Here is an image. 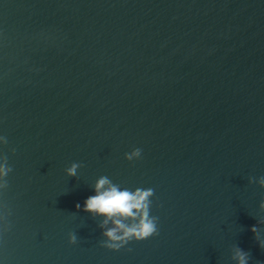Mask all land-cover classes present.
<instances>
[{
	"label": "water",
	"instance_id": "1",
	"mask_svg": "<svg viewBox=\"0 0 264 264\" xmlns=\"http://www.w3.org/2000/svg\"><path fill=\"white\" fill-rule=\"evenodd\" d=\"M0 167V264H264V0H0Z\"/></svg>",
	"mask_w": 264,
	"mask_h": 264
},
{
	"label": "clouds",
	"instance_id": "2",
	"mask_svg": "<svg viewBox=\"0 0 264 264\" xmlns=\"http://www.w3.org/2000/svg\"><path fill=\"white\" fill-rule=\"evenodd\" d=\"M139 154L140 150L136 149L127 158L131 160ZM78 167V164H72L67 169L68 175H75ZM7 171L8 169L0 167V175H6ZM261 183H264V180ZM106 185L107 188H105ZM95 191L96 195L88 197L85 201V211L104 215L113 220L115 227L105 232V236L111 241L105 245L106 247L119 250L132 238L142 240L156 233V225L152 219L148 218L147 212V200L152 194L151 190H137L135 193L120 191L116 186L111 185L106 177H101L96 183ZM117 217L133 219L139 217V222L127 226L122 222V219ZM251 231L256 232L255 226ZM69 242L75 243V237L70 236ZM238 262L247 264V256L242 251L238 252Z\"/></svg>",
	"mask_w": 264,
	"mask_h": 264
}]
</instances>
